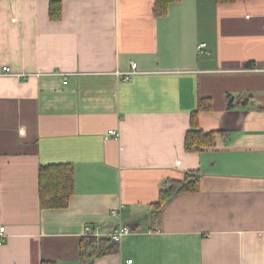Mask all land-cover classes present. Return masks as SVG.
Wrapping results in <instances>:
<instances>
[{
	"label": "crops",
	"instance_id": "obj_1",
	"mask_svg": "<svg viewBox=\"0 0 264 264\" xmlns=\"http://www.w3.org/2000/svg\"><path fill=\"white\" fill-rule=\"evenodd\" d=\"M52 1L0 0V264H82L118 209L134 232L94 264H264V0H59L57 21ZM193 113L217 132L195 153ZM61 164L74 194L45 209L40 167ZM189 172L198 191L159 214Z\"/></svg>",
	"mask_w": 264,
	"mask_h": 264
},
{
	"label": "trees",
	"instance_id": "obj_2",
	"mask_svg": "<svg viewBox=\"0 0 264 264\" xmlns=\"http://www.w3.org/2000/svg\"><path fill=\"white\" fill-rule=\"evenodd\" d=\"M179 0H156L155 13L165 16L168 13L170 3ZM237 0H217L219 4L232 3ZM63 15V5L59 0H53L50 4L49 16L53 21L60 20ZM201 101L199 111L209 109L210 105L204 106ZM230 101L229 106H232ZM192 128L188 132L185 140V149L188 152H202L215 145L217 132L202 131L197 125V114L193 113ZM1 175V162H0ZM200 175L198 172L187 173L183 181L171 180L160 192L159 202L156 209L160 214L163 206L175 195L181 193H192L198 191ZM75 191L74 168L69 164L41 166L39 172V193L41 205L45 209L66 208L69 206L71 196ZM120 243L110 238H97L94 236L84 237L81 242V262L82 264H94L95 259L119 251ZM43 264H52L44 262Z\"/></svg>",
	"mask_w": 264,
	"mask_h": 264
},
{
	"label": "built area",
	"instance_id": "obj_3",
	"mask_svg": "<svg viewBox=\"0 0 264 264\" xmlns=\"http://www.w3.org/2000/svg\"><path fill=\"white\" fill-rule=\"evenodd\" d=\"M206 44L202 43L199 46L200 51H203V49H205ZM248 69L251 70H256V68H254V66L249 67ZM3 73L5 74H12L14 75V73L12 72V69L9 67H5L3 70ZM137 73V63L133 62L132 63V69L128 72H124V73H119L120 75H125V77L127 79H130V77L134 74ZM62 75H65L63 73H61ZM18 76H21L20 74H18ZM64 83H67V81L65 80ZM110 136H114V137H119V132L117 130H110L107 134V137ZM113 216L115 219H117L118 224L116 225V227L113 229L112 232H110L107 236H104L101 232H100V226L98 225H93V224H88L85 227L84 230V235L85 237H89V236H94L97 238H103V237H107L112 239L115 242L121 243L125 237L129 236L130 234H132L134 232V229L123 223L121 220V209L118 210H114L112 212ZM6 226L0 221V244L2 245L5 241L6 238ZM133 261L132 260H128L127 264H131Z\"/></svg>",
	"mask_w": 264,
	"mask_h": 264
}]
</instances>
